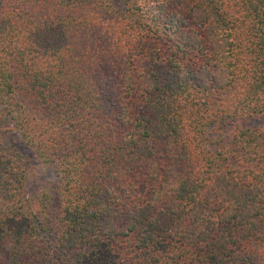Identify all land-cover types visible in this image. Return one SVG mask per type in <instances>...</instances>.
I'll use <instances>...</instances> for the list:
<instances>
[{
    "label": "trees",
    "instance_id": "1",
    "mask_svg": "<svg viewBox=\"0 0 264 264\" xmlns=\"http://www.w3.org/2000/svg\"><path fill=\"white\" fill-rule=\"evenodd\" d=\"M263 114L264 0H0V264H264Z\"/></svg>",
    "mask_w": 264,
    "mask_h": 264
},
{
    "label": "rangeland",
    "instance_id": "2",
    "mask_svg": "<svg viewBox=\"0 0 264 264\" xmlns=\"http://www.w3.org/2000/svg\"><path fill=\"white\" fill-rule=\"evenodd\" d=\"M247 125L251 128L264 127V114L257 118L246 120ZM8 145L18 146L13 140L7 141ZM21 157L25 160L28 169L29 189L32 193H37L45 189L49 183L55 181L56 173L54 169L38 160L29 150L20 152Z\"/></svg>",
    "mask_w": 264,
    "mask_h": 264
}]
</instances>
